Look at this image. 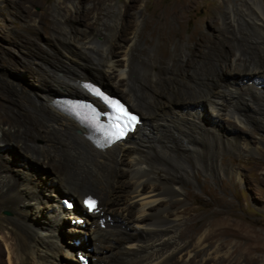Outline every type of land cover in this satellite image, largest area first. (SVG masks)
I'll return each mask as SVG.
<instances>
[{
  "label": "bare ground",
  "instance_id": "obj_1",
  "mask_svg": "<svg viewBox=\"0 0 264 264\" xmlns=\"http://www.w3.org/2000/svg\"><path fill=\"white\" fill-rule=\"evenodd\" d=\"M8 1L31 15L23 7L27 5L24 0ZM91 1L99 6L98 11L100 0ZM242 2V7L231 6L219 15V20L226 16L230 32L225 35L219 28L223 37L213 41L206 34L207 44L215 45L198 56L191 53L198 41L189 42L188 58L183 54L166 57L159 50L145 69L142 61L134 59L141 36L134 32L132 45L122 60H116L117 41L127 39L123 32L130 30L128 19L134 16L124 4L113 34L104 36L99 47L93 45V34L63 29L51 43L58 51L36 61L44 83L35 89L5 83L11 104H0V146L21 154L26 167L17 183L6 161L0 163V211L7 209L17 216L0 215V233L5 231L2 241L9 253L28 264L37 245L34 240L43 232L39 242L45 248L56 245V240H66V261L53 264H82L83 256L89 264H240L243 256L247 264H256L251 249L231 263L228 252L218 254L219 246H203L204 242L211 245L217 235L213 233L199 236L194 251L190 250L188 241H182L181 221L189 215L181 214L186 208L176 207L182 186L194 179L198 161L206 172L240 179L237 170L224 167L223 158L218 164L217 158L220 150L251 152V140L238 131L223 130L222 121L232 120L238 129L256 122L264 129V0ZM81 5L78 1L84 12ZM40 15L46 18L47 12ZM87 15L88 10L83 16ZM210 22L218 24L217 17ZM148 24L152 26L151 21ZM240 24L244 30L236 28ZM171 27L167 21L154 26L161 32ZM49 29L50 23L41 21L36 33ZM85 74L106 83L101 86L109 96L117 98L109 86L120 92L121 101L137 116L138 125L123 141L97 147L87 130L59 109V98L92 102L84 88L92 80ZM5 89L4 93L0 89L3 96ZM252 106L256 115L248 113ZM203 109L214 114L210 113V120L204 119ZM31 135L42 144L30 141ZM41 155L57 164L56 172L43 168L46 164L40 161ZM188 159L196 164L190 167ZM41 171L48 174L42 182L37 178ZM17 186L21 187L18 192ZM62 193L70 194L65 197L73 201V210L63 208ZM43 195L57 197V201L45 205L44 220L29 222L30 207L47 201ZM87 198L97 201L92 210L84 205ZM77 220H82L79 227ZM66 222L69 229L63 226ZM71 230L74 232H67ZM43 258L33 263L44 264Z\"/></svg>",
  "mask_w": 264,
  "mask_h": 264
},
{
  "label": "rangeland",
  "instance_id": "obj_2",
  "mask_svg": "<svg viewBox=\"0 0 264 264\" xmlns=\"http://www.w3.org/2000/svg\"><path fill=\"white\" fill-rule=\"evenodd\" d=\"M24 1L27 5L23 7L31 15L17 10L18 8L13 6L8 0H0V89L3 93L7 87L5 83L14 82L20 85L21 88L26 89H35L40 82L44 83L36 61L40 57H45L47 53L58 51V47H54L51 43H53V40L63 29L64 31L72 29V31L77 30V32L93 34V40L95 41L93 45L99 47L100 43L102 44L103 42L104 36L113 34L114 25L120 21L119 12L124 10V4H127V9L129 8V12L134 16L128 19L131 25L129 27L130 30L123 32L127 39L122 40V38H119L117 41L115 59L122 60L124 51L132 45L134 32H141V39L139 38L135 45L134 59L137 63L142 61V67L145 69L152 63L149 58H152L156 54L159 55V50L162 51L161 55L163 54L166 57L170 54L186 55V48L189 42L194 41L198 42L191 53L198 56L201 52H206L208 49L212 50L215 44H207V35L209 34V40L213 41L219 36L223 37L222 34L219 35V28L222 27V30L226 31L225 35L227 32H230L227 30L228 21L225 19L226 16H221L219 20V15L225 14L231 6L235 8L237 4H240L242 7L243 4V0H100L101 6L97 11L99 6H95L94 1L92 2L91 0ZM78 1L82 2L81 7L84 12H81L82 10L78 6ZM86 9L88 10V15L83 16L85 11H87ZM43 10L47 12L46 18L40 15ZM214 17H217L218 24L210 22ZM40 20L47 25L50 23V31L40 32L41 34L36 33V30L41 25ZM146 21L147 25H145ZM150 21L153 27L151 24H148ZM158 21L169 22L172 26L171 29L167 28L162 32L157 31L154 26L157 25ZM236 28L244 30L245 27L240 24ZM204 37V44L200 43ZM226 37L228 43L233 45V39L230 37L228 39V35ZM188 57L186 55V58ZM85 75L94 84L99 83L100 86L106 84L100 83L98 79L88 76L89 74ZM73 87L77 89L75 86ZM109 87L118 99H124L120 92L118 93L114 88ZM3 93H0V104L9 106L11 104L9 95L6 93V96H3ZM210 113L214 115L210 110L203 109V116L206 121L211 119ZM248 113L256 115L253 106ZM261 122L264 123V120ZM221 123L224 126L221 127L223 130L238 131L244 138L251 140L253 150L251 152L232 150V152L229 150L221 152L220 150L217 158L218 164H220V160L223 158L222 165L235 171L237 170L241 175L240 179L233 175L224 176L222 173L216 176L212 172H206L203 169L202 163L197 162L198 169L195 171V176H192L194 179L189 182L190 184L187 182L182 186L181 195L177 198L179 203L176 204V207L178 209L186 208V212L184 211L181 214L185 216L189 215L181 219L183 222L182 241H188L186 245L189 246L190 250L194 251V242H197L199 236L211 235L212 233L217 234L212 239L211 245L208 242H204L203 246H211L212 248L219 246V251L221 252H218V254L221 256L225 252H228L231 263L236 257L239 258L243 251L251 249L252 256L257 258L256 264H264V129L256 122H249L248 128H239L240 130L234 127L235 123L232 120L227 119ZM29 140L33 141L34 144H42L41 139H35L32 135L29 136ZM91 156L95 155L91 154ZM0 157V160L3 159V162L1 161L0 163L4 164V161H6V164L11 169L10 173L13 175V178L17 183L21 182L24 176L22 172L26 170V167L22 164L21 154L12 152L11 148L6 149L0 146ZM44 158L45 156L41 155L40 161L42 160L41 162L46 164L43 168L50 170L52 173L56 172V169H58L57 164L49 158L48 160ZM47 161L48 163H46ZM188 162L190 167L196 164L194 159H188ZM47 175L41 171L37 175V178L42 182L45 180V177H48ZM20 188V186H17V192ZM61 195L60 199H65V195L70 194L62 193ZM43 197L47 201H37L35 206L30 207L28 214L29 222L36 221L37 218L44 220V213L47 209L45 205L54 202V200L57 201V197H53V199L50 198V195H43ZM0 215L2 217H17L14 216V212L7 209L1 210ZM63 226L65 229L70 228L68 222ZM67 232L71 233L74 230ZM4 234L5 231L4 233H0V256L4 262L3 264H22L20 259L9 253V249L7 250L8 247L2 241ZM43 237L44 234L41 232L35 238L34 242L37 245L32 248L28 264H42L41 261L33 263V261L42 257L45 260L43 261L44 264H53L55 261H66L64 257L65 244L63 243L66 240H56V245L45 248L39 242L40 238ZM248 250L246 253L249 252ZM242 259H244V256L241 258L240 264H247Z\"/></svg>",
  "mask_w": 264,
  "mask_h": 264
},
{
  "label": "clouds",
  "instance_id": "obj_3",
  "mask_svg": "<svg viewBox=\"0 0 264 264\" xmlns=\"http://www.w3.org/2000/svg\"><path fill=\"white\" fill-rule=\"evenodd\" d=\"M87 83H90V84H93V83H91V82H87ZM93 85H95V84H93ZM96 86H98V85H96ZM100 89H102L100 86H98ZM102 91H103V89H102ZM87 92V91H86ZM89 95V94H88ZM90 96V95H89ZM91 97V96H90ZM61 99H66V98H59V100H61ZM91 99H92V102L91 103H93V104H97L98 103V101L96 100V99H94V98H92L91 97ZM58 100V99H57ZM57 100H56V102H57ZM118 100H120V99H118ZM121 101V100H120ZM122 102V101H121ZM58 103V102H57ZM123 103V102H122ZM127 107V106H126ZM129 110V109H128ZM130 111V110H129ZM73 205H74V203H73Z\"/></svg>",
  "mask_w": 264,
  "mask_h": 264
},
{
  "label": "snow or ice",
  "instance_id": "obj_4",
  "mask_svg": "<svg viewBox=\"0 0 264 264\" xmlns=\"http://www.w3.org/2000/svg\"><path fill=\"white\" fill-rule=\"evenodd\" d=\"M131 119L135 120L136 118L133 116V117H131ZM85 203H86V206H89L90 210H92L94 208V206H95V202L94 201L91 202V204H89L88 201H86Z\"/></svg>",
  "mask_w": 264,
  "mask_h": 264
},
{
  "label": "trees",
  "instance_id": "obj_5",
  "mask_svg": "<svg viewBox=\"0 0 264 264\" xmlns=\"http://www.w3.org/2000/svg\"><path fill=\"white\" fill-rule=\"evenodd\" d=\"M105 92H106V90L102 87V86H100ZM68 202H71V203H73V201H71L69 198H65Z\"/></svg>",
  "mask_w": 264,
  "mask_h": 264
},
{
  "label": "water",
  "instance_id": "obj_6",
  "mask_svg": "<svg viewBox=\"0 0 264 264\" xmlns=\"http://www.w3.org/2000/svg\"><path fill=\"white\" fill-rule=\"evenodd\" d=\"M122 100V99H121Z\"/></svg>",
  "mask_w": 264,
  "mask_h": 264
}]
</instances>
